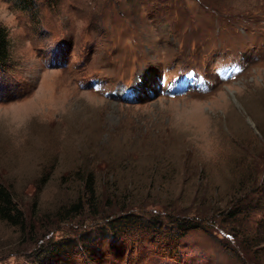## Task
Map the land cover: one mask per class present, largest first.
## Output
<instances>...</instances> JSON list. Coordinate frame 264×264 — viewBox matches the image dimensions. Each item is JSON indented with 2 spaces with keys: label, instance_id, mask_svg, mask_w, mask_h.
I'll return each mask as SVG.
<instances>
[{
  "label": "rangeland",
  "instance_id": "rangeland-1",
  "mask_svg": "<svg viewBox=\"0 0 264 264\" xmlns=\"http://www.w3.org/2000/svg\"><path fill=\"white\" fill-rule=\"evenodd\" d=\"M37 13L0 0V180L46 212L78 196L64 177L105 159L134 212L167 228L197 213L201 227L112 245L108 221L44 236L0 218V264H40L36 245L88 232L102 255L74 264H258L243 240L264 238V0H38Z\"/></svg>",
  "mask_w": 264,
  "mask_h": 264
},
{
  "label": "trees",
  "instance_id": "trees-1",
  "mask_svg": "<svg viewBox=\"0 0 264 264\" xmlns=\"http://www.w3.org/2000/svg\"><path fill=\"white\" fill-rule=\"evenodd\" d=\"M14 1L16 6L25 9L29 14L32 13V18L36 19L38 17V0ZM47 1L52 4L58 2V0ZM11 57V43L8 31L0 24V68L6 69L11 61ZM102 161L80 164L68 178L64 177L65 182L73 180V182L78 183V196L71 202L62 203L55 210L46 212H40L35 209V203L31 208V212H27L24 207H21L15 191L0 180V218L9 225L18 227L24 233L30 229L33 233L35 229L41 227L46 232L44 236H48L52 231L58 229V225L61 223H80V219L83 217L92 220L94 223L93 226L108 221V223L106 222L107 227H102V225L99 227L104 229L103 234L105 238L107 237L109 239L112 245L124 240V238L132 236H137L142 240V246L146 242L158 245L163 240L177 243L176 240H180L192 230L201 227L197 221L202 219L198 217H186L190 214L197 213H187L185 216L179 215L175 219L176 222H171L175 226L167 228L162 216L146 219L143 214L134 212L136 203L135 201L131 202L130 193L133 194L131 189H127L130 193H121L120 191L122 190L117 185L118 170L115 166L118 163L105 161L106 165L102 166ZM115 207L117 209H114ZM252 209L248 207L247 210L251 212ZM142 210L145 209L142 208ZM234 210L237 213L233 214V218H236L237 214L241 213V209L236 206ZM116 213H121V215L114 216ZM195 216L199 215L197 214ZM181 217L184 218L179 219ZM263 219L264 217L258 221H262ZM86 234L88 236L92 235L89 232ZM84 235L81 234L79 240H72L70 245H66V247L60 246L59 241H54L53 239L50 240L51 242L48 241L50 245L39 243L35 249L40 251L38 263L71 264L73 262L72 264H74V257H77L80 253L88 254V256H93L94 258L100 257L102 255L100 246L94 241H90V237ZM146 238L150 239V241H145L147 240ZM41 240L43 239L35 237L29 241L35 244ZM243 243L247 250V259L252 258L258 264L264 262V255L262 253L264 251V238L262 236L258 234L252 235L251 237L245 236ZM168 249V256H177L178 248L176 245L175 247L174 245H170ZM52 251L53 254L51 253ZM91 251L94 254H90ZM46 254L51 255L46 257Z\"/></svg>",
  "mask_w": 264,
  "mask_h": 264
}]
</instances>
